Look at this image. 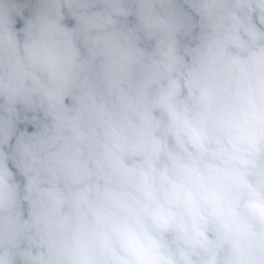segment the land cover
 <instances>
[{"label":"clouds","instance_id":"clouds-1","mask_svg":"<svg viewBox=\"0 0 264 264\" xmlns=\"http://www.w3.org/2000/svg\"><path fill=\"white\" fill-rule=\"evenodd\" d=\"M0 264H264V0H0Z\"/></svg>","mask_w":264,"mask_h":264}]
</instances>
